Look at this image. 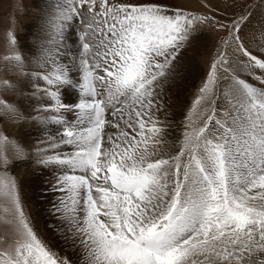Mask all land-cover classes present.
I'll return each instance as SVG.
<instances>
[{"label":"snow or ice","instance_id":"snow-or-ice-1","mask_svg":"<svg viewBox=\"0 0 264 264\" xmlns=\"http://www.w3.org/2000/svg\"><path fill=\"white\" fill-rule=\"evenodd\" d=\"M74 17L83 25L79 83L59 60ZM250 21L186 11L181 0H68L33 61L42 71L31 77L47 87L29 96L28 86L0 79V203L9 213L0 264H264V13L250 32L256 51L242 35ZM205 29L219 35L217 55L171 141L157 114L168 115L165 95ZM9 40L3 59L27 76ZM62 87L77 90L78 102L65 103ZM37 92L48 103L33 115ZM29 121L43 135L35 160L15 132L9 138ZM10 156L52 173L63 239L79 242L81 258L38 234Z\"/></svg>","mask_w":264,"mask_h":264},{"label":"rangeland","instance_id":"rangeland-1","mask_svg":"<svg viewBox=\"0 0 264 264\" xmlns=\"http://www.w3.org/2000/svg\"><path fill=\"white\" fill-rule=\"evenodd\" d=\"M181 2L185 6L188 5L187 7H191V10L184 8L186 11H191L196 14L204 13L214 15L218 19H230L233 11L237 16L241 13L251 16V21L244 29L242 35L244 36L245 42L252 48L251 40L253 37L250 35L252 30L251 27L261 20V14L264 13V0H235V2H233V0H181ZM67 3L68 0H0V79L6 78L13 82L19 81L22 84V81L29 76L30 79H32L31 81L35 83L34 89L29 91L30 94H32L36 88L43 89L47 87L46 83L41 79H34L31 77L32 72L42 71L33 61L40 56L42 46L46 45L47 39L53 31L47 22L58 15V11L66 7ZM199 9H203L204 11H200ZM226 12L227 17L224 15ZM261 27H264V24H262ZM82 30L83 25L80 23L79 17H74L70 22V26H68L65 31V43L67 47H62L60 49L59 60L61 63H63L62 60H69V64L74 61V57H76V48L72 46L71 36L79 40V34ZM10 36L16 40V47L23 53L24 59L29 63L27 76H22L12 71V65L7 64L3 59L5 55L10 56L12 54L8 51V48L12 47L9 40ZM79 43L80 47H78V49L81 50V55L83 50L80 40ZM259 43L257 39L256 44L259 45ZM218 47L219 35L214 30L205 29L202 38L194 47L187 50L182 57L181 65L184 64V67H186L184 69L182 68V71H186L190 75L184 77H188L190 80L182 83L179 78L180 76L176 78L175 84L177 85L171 86L170 91L165 95L168 115L165 116L163 112L157 114L161 122L166 121L169 124L167 132L173 129V131H176L177 138L181 135L183 116L187 112L188 106L191 105L196 98L199 88L211 71V64L217 55ZM252 50L256 51L255 48H252ZM257 54H259L258 51ZM72 77L74 81L79 83L77 77L75 78L73 73ZM251 82L255 83V81ZM181 83L184 85V88H180L182 85ZM69 92L72 93L73 96L79 97L77 90L71 87L61 88V95L66 94L67 98L71 100ZM169 98H171L172 103L177 102L180 106V111L177 110L179 108L176 109L177 115L174 119H171L172 117L170 115ZM34 99L36 100H34L36 108H39L42 104L48 103L47 98L40 92L36 93ZM67 103L74 102L67 100ZM32 114H37L34 109L32 110ZM70 115L74 117V114ZM65 116L68 118L67 116H69V113H65ZM35 126L41 128V126L37 124H35ZM28 127L30 128V126H26V129H28ZM48 127L53 133H55L58 128V126H54L56 128L52 126ZM21 130L22 128L20 126L10 128L8 130L9 138H15L11 135L12 132H15L16 136L27 146V150L30 151L32 159L35 160V148L32 147V144H30L26 136L24 137L20 134ZM31 136L34 138L35 135H29V138ZM9 158L13 160L12 165H9L11 168L10 175L18 179L20 183L21 195L26 212L38 234L62 256L71 258L73 261L81 258L82 249L78 245L74 248L71 246L70 241L66 243L63 239L64 233L55 234V229L59 230V227L60 230H65L66 223L62 222V217L54 211L61 197L60 194L51 191L50 185L54 180L52 173L49 170H36V167L31 163L27 166H22L18 158H14L13 156ZM8 218L9 213L6 207L0 203V226L6 224ZM47 225L50 226L51 229H46ZM55 226L57 227L55 228Z\"/></svg>","mask_w":264,"mask_h":264},{"label":"bare ground","instance_id":"bare-ground-1","mask_svg":"<svg viewBox=\"0 0 264 264\" xmlns=\"http://www.w3.org/2000/svg\"><path fill=\"white\" fill-rule=\"evenodd\" d=\"M190 2V1H189ZM197 5V4H196ZM195 5V6H196ZM183 6H184V8L185 9H188V10H191V7L189 6V7H187V6H185L184 4H183ZM200 6V5H199ZM202 8V7H201ZM196 9V8H195ZM193 10V9H192ZM198 10V9H197ZM200 11H204L203 9H199ZM193 11H195V10H193ZM251 29H252V27H251ZM71 33V32H70ZM244 33V30H243V32H242V34ZM71 40H72V46L74 47V48H76L75 50V52H76V57H74L75 59H74V61L72 62V63H70V64H72L73 65V67H74V71L72 72L73 74H74V76H75V78L77 77V80L80 82L81 81V77H82V71L80 70V64H79V61H80V59H81V55H80V52H81V50L80 49H78V47H80V43H79V40L75 37V38H73L72 36H71ZM71 46V45H70ZM69 50V49H68ZM67 50V51H68ZM71 51V50H70ZM70 53V52H69ZM66 55V54H65ZM69 56V55H68ZM60 57V56H59ZM71 57V56H70ZM62 62L64 63V64H69V60L68 61H64V60H62ZM184 62V61H183ZM182 68L184 69V68H186V67H184V64L181 66V68H180V72H181V75H180V80L182 81V83H184L185 81H189L190 79L187 77V78H185L184 76H190L189 74H188V72H186V71H182ZM187 70V69H186ZM190 70V69H189ZM72 73H71V75H72ZM189 73H191V72H189ZM187 74V75H186ZM73 78V77H72ZM32 79H30V77L28 76V78L27 79H24L23 81H22V85H26V86H28L29 87V91H31V90H33L34 89V86H35V83L33 82V81H31ZM181 83V84H182ZM175 85H177V84H175ZM180 87V86H179ZM184 88V85L182 84L181 85V87L180 88ZM173 88V87H172ZM171 89V88H170ZM174 90V89H173ZM28 91V95L29 96H32V94H30V92ZM181 91V90H180ZM69 94L71 95L70 96V98H71V100L70 99H68L67 98V95L66 94H63L62 95V99H63V101L65 102V103H67V100H69V101H71V102H74V103H76V102H78V99H79V97H75V96H73V94L72 93H70L69 92ZM170 95V94H169ZM179 95V94H178ZM183 95V94H182ZM171 96V95H170ZM169 96V97H170ZM176 98V97H175ZM35 99L33 98L32 100H31V103H30V108L33 110H35V108H36V105H35V101H34ZM169 100H170V115H171V119H174L175 117H176V115H177V111H176V109L177 108H179L180 106H179V104L177 103V102H174V103H172V100H171V98H169ZM184 102V101H183ZM20 103L22 104V106L24 105V104H26V103H28L27 101H20ZM178 104V105H177ZM183 107V106H182ZM182 109V108H181ZM178 111H180V108L179 109H177ZM179 115V114H178ZM68 118L67 119H74V117L73 116H71L70 114H69V116H67ZM31 123V124H30ZM30 123H21L20 124V127L22 128V130H21V132H20V134L22 135V136H26V138L29 140V142H30V144H32V147L33 148H36L38 145H39V141L41 140V138H42V132H39V131H41V128H38L37 126H35V124L33 123L32 124V122L30 121ZM26 126H30V128L28 127V129H26ZM53 128H56V127H54V126H52ZM33 129V130H32ZM112 131L114 132V129H112ZM29 135H35L34 136V138H32V136L29 138ZM28 136V137H27ZM170 140H172V141H174L176 138H177V134H176V131H173V129H170L169 130V132H168V136H167ZM36 144V145H35ZM57 226H55V228H56ZM46 229H51V227L50 226H46ZM58 233H60V234H62V233H64V236L65 235H67V233L65 232V230H60V227H59V230L58 229H55V234H58ZM63 236V237H64ZM77 245L79 246V242H77ZM77 247V246H76Z\"/></svg>","mask_w":264,"mask_h":264}]
</instances>
